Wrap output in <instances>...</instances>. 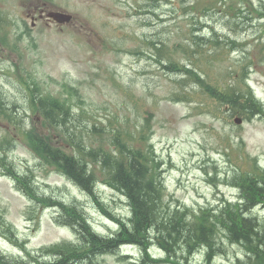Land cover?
<instances>
[{
	"label": "rangeland",
	"instance_id": "rangeland-1",
	"mask_svg": "<svg viewBox=\"0 0 264 264\" xmlns=\"http://www.w3.org/2000/svg\"><path fill=\"white\" fill-rule=\"evenodd\" d=\"M52 1L0 0V9L7 17L9 42L17 47L14 51L0 41V94L8 98L9 105L13 99L18 100L17 109L10 105L14 119L28 116L23 79L31 77L40 82L43 93L64 98L70 97L65 85H74L82 103L73 95V108L76 111L82 108L86 113L74 124L81 128L86 124L102 128L104 143H109L111 134L121 128L126 132L123 139L131 145L144 150L153 144L158 160L167 169L164 175L167 194L174 199L172 204L180 200L198 210L215 206L221 199H235L238 191L223 181L231 178L238 167L249 168L252 157L264 166V118L236 125L235 116L231 117L225 109L216 116V104L209 98L205 101L207 114L200 115L196 107L203 106L202 99L206 96L194 84L192 87L198 90L194 101H175L181 78L166 70L163 60L158 62L150 43L163 46L167 54L186 64L178 46L197 49L191 36L193 29L202 30L207 39L220 42L217 46L204 41L196 55L201 57L199 64L207 76L224 85L231 80L227 73L239 61L251 58L250 83L264 103V60L261 59L264 53L260 50L264 21L255 11L264 9V0H250L253 5L241 0H200L204 5H212L205 15L188 8L197 0H160L154 4L151 0ZM229 5L240 7L249 21L225 15L228 12L224 8ZM58 10L72 14L74 20L63 26L40 17L41 12ZM26 25L31 28L27 34ZM233 42L245 43L246 47ZM149 115L153 117L148 124ZM142 126L146 139L139 137ZM6 130L14 132L16 128L0 120V139ZM96 138L99 139L98 134ZM10 159L19 171H34L41 193L78 200L96 231L112 232L113 223L89 195L76 189L65 177L45 170L25 148L18 147ZM215 168L218 181L214 183L208 179L215 176ZM97 193L111 212L129 216L130 208L119 193L102 184ZM30 205L15 190L11 179L0 176V213L13 224L17 236L27 242L29 249L63 241L76 242L71 230L54 224L57 215L54 210L44 212L39 220H31L27 216ZM254 215L263 220L264 209H256ZM2 232L0 250L11 258L24 255L20 248L1 237ZM227 249V254L218 256L214 264H238L241 249L228 243ZM125 251L139 257L134 248ZM201 262L199 255L192 260V264ZM101 264L120 263L118 256L109 255Z\"/></svg>",
	"mask_w": 264,
	"mask_h": 264
},
{
	"label": "trees",
	"instance_id": "trees-1",
	"mask_svg": "<svg viewBox=\"0 0 264 264\" xmlns=\"http://www.w3.org/2000/svg\"><path fill=\"white\" fill-rule=\"evenodd\" d=\"M34 91H38L34 83ZM248 96L250 93L248 92ZM224 100L238 111L240 108H256L257 105L244 94L242 96L224 95ZM242 98V99H241ZM31 103L38 104L44 111L46 121L61 135L71 139L72 155L67 154L59 147L52 144L50 137L41 136L34 131L26 134L27 142L35 156L42 162L72 179L84 190L93 192L97 182L96 172L88 166V158L102 157L104 168L109 170L107 181L114 187L124 192L131 201L134 211L132 225L118 221L120 229L113 239L105 240L93 234L88 228L86 219L78 210L65 206L63 202H56L41 197L33 187V175L20 176L13 169L7 167V175L11 176L19 188L27 195L33 204L46 206H58L65 215L58 223H63L74 229L80 236L82 245L70 247L71 244H59L39 251L38 257L27 251L25 245H21L33 262L29 264H91L94 259L108 250L116 249L120 244L130 242H144L156 239L166 252L177 256H188L202 246L208 249L207 262L212 257L223 251L217 235L225 231L231 241L244 243L247 264H264V230L258 229V223L251 218L248 212L258 204L264 205V170L255 167L248 173H242L236 179V184L242 190V197L246 201L245 208L238 205L226 204L222 212L214 208H200L194 210L188 207H170L161 200V195L156 192L154 182L155 175L150 170L153 166L146 165V154L142 150L127 145L121 139V132L112 138L115 151L104 146L98 148L87 147L81 139H72L78 134V129L71 135L65 133L70 114L65 102L51 96H38L31 98ZM252 106H250V104ZM2 106V105H0ZM253 107V108H252ZM259 110V109H258ZM5 144L0 145L4 149ZM4 158V157H3ZM260 228H264L261 226ZM145 244L144 246H147ZM47 260H45L46 258ZM171 257L170 255H168ZM46 257V258H45ZM53 257V258H52ZM6 257L0 256V264H11ZM149 261L152 262L151 259Z\"/></svg>",
	"mask_w": 264,
	"mask_h": 264
},
{
	"label": "water",
	"instance_id": "water-1",
	"mask_svg": "<svg viewBox=\"0 0 264 264\" xmlns=\"http://www.w3.org/2000/svg\"><path fill=\"white\" fill-rule=\"evenodd\" d=\"M56 18L60 21L69 20L70 17L63 16V15H55Z\"/></svg>",
	"mask_w": 264,
	"mask_h": 264
}]
</instances>
